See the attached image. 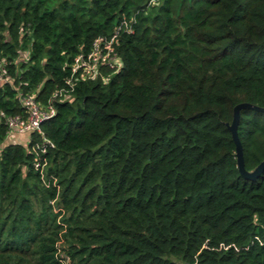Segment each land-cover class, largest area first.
Here are the masks:
<instances>
[{
    "label": "trees",
    "instance_id": "trees-1",
    "mask_svg": "<svg viewBox=\"0 0 264 264\" xmlns=\"http://www.w3.org/2000/svg\"><path fill=\"white\" fill-rule=\"evenodd\" d=\"M0 71V264H264V0H0Z\"/></svg>",
    "mask_w": 264,
    "mask_h": 264
},
{
    "label": "built area",
    "instance_id": "built-area-1",
    "mask_svg": "<svg viewBox=\"0 0 264 264\" xmlns=\"http://www.w3.org/2000/svg\"><path fill=\"white\" fill-rule=\"evenodd\" d=\"M115 36L116 34L114 37ZM102 43L105 45V51H102L100 48ZM116 59L117 58L114 57L113 39L105 41L103 38H98L95 41L93 52H91L88 56L81 54L76 58L73 71H77L83 64H86L88 66L86 71L89 72L91 67L96 65V63H98L100 60H102L103 63H110L112 65L114 62H116ZM1 79L4 78L0 71V80ZM21 102L27 110L26 115H10L6 117L5 121L15 133L41 131L42 124L50 120L56 114V109L52 104L44 106L32 95H21Z\"/></svg>",
    "mask_w": 264,
    "mask_h": 264
},
{
    "label": "water",
    "instance_id": "water-1",
    "mask_svg": "<svg viewBox=\"0 0 264 264\" xmlns=\"http://www.w3.org/2000/svg\"><path fill=\"white\" fill-rule=\"evenodd\" d=\"M245 107H251L255 108L257 110H262L264 111V107L254 105L251 103H240L235 106L234 108V119L232 124L229 125V128L232 130L233 133V138L236 142V152H237V159H238V166L240 169V172L242 173L243 176L247 178H256L264 169V161H262L253 171H247L245 168V158H244V152L238 137L237 133V127H238V122H239V117H240V110Z\"/></svg>",
    "mask_w": 264,
    "mask_h": 264
},
{
    "label": "crops",
    "instance_id": "crops-1",
    "mask_svg": "<svg viewBox=\"0 0 264 264\" xmlns=\"http://www.w3.org/2000/svg\"><path fill=\"white\" fill-rule=\"evenodd\" d=\"M28 133H16V135L14 136V138L16 140H25L26 137H28Z\"/></svg>",
    "mask_w": 264,
    "mask_h": 264
},
{
    "label": "rangeland",
    "instance_id": "rangeland-1",
    "mask_svg": "<svg viewBox=\"0 0 264 264\" xmlns=\"http://www.w3.org/2000/svg\"><path fill=\"white\" fill-rule=\"evenodd\" d=\"M116 61H117V59H116ZM115 63V62H114ZM88 70V69H87Z\"/></svg>",
    "mask_w": 264,
    "mask_h": 264
}]
</instances>
